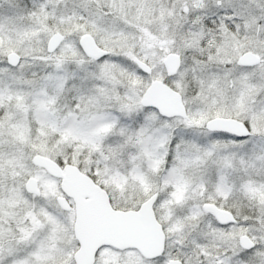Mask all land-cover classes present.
I'll return each mask as SVG.
<instances>
[{
    "label": "snow or ice",
    "instance_id": "obj_1",
    "mask_svg": "<svg viewBox=\"0 0 264 264\" xmlns=\"http://www.w3.org/2000/svg\"><path fill=\"white\" fill-rule=\"evenodd\" d=\"M0 264H264V0H0Z\"/></svg>",
    "mask_w": 264,
    "mask_h": 264
}]
</instances>
